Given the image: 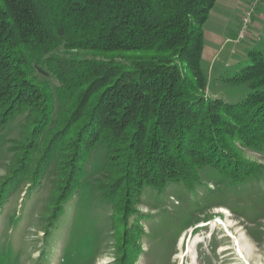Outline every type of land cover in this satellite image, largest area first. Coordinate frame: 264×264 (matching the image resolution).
<instances>
[{
	"label": "trees",
	"instance_id": "16d2710c",
	"mask_svg": "<svg viewBox=\"0 0 264 264\" xmlns=\"http://www.w3.org/2000/svg\"><path fill=\"white\" fill-rule=\"evenodd\" d=\"M214 2L0 0V112L40 114L45 123L35 129L57 114L63 124L54 146L64 132L74 133L72 157L61 162L69 180L83 150L104 144V167L118 189L104 195L107 202L144 185H190L206 165L239 180L231 173L245 165L226 147L235 134L264 147V49H248L246 64L226 76L247 83L245 96L208 97L202 26ZM34 70L52 74L54 88L31 90ZM32 91L39 100L22 99Z\"/></svg>",
	"mask_w": 264,
	"mask_h": 264
},
{
	"label": "rangeland",
	"instance_id": "374dc122",
	"mask_svg": "<svg viewBox=\"0 0 264 264\" xmlns=\"http://www.w3.org/2000/svg\"><path fill=\"white\" fill-rule=\"evenodd\" d=\"M240 1L226 15L241 10V16L251 0ZM233 44L226 42L214 62L201 57L208 97L234 102L249 92L247 83L226 79L247 62L238 46L229 52ZM240 45L264 49V0ZM27 79L38 91L43 83L53 88L56 83L38 70ZM33 91L22 99L39 100ZM3 116L0 112V264H264V147L249 146L238 134L229 138L230 157L245 165L231 173L242 175L239 180L206 165L190 185H144L107 202L104 195L118 189L104 167V144L83 150L80 170L69 180L70 169L61 162L72 157L74 133L64 132L54 146L51 138L63 124L57 114L38 129L36 123L46 119L40 114Z\"/></svg>",
	"mask_w": 264,
	"mask_h": 264
},
{
	"label": "crops",
	"instance_id": "0c3cea01",
	"mask_svg": "<svg viewBox=\"0 0 264 264\" xmlns=\"http://www.w3.org/2000/svg\"><path fill=\"white\" fill-rule=\"evenodd\" d=\"M234 1L236 0H215L213 6L208 12L206 21L202 26L204 44L201 57L206 55V57L210 58V63L214 62L221 48L228 41L234 42L230 48V53L237 52L236 47L238 46L242 50L243 54L246 55V51L252 48L249 45H240L241 40L237 42L233 40L237 34L241 10L240 12H236L235 15L233 14V16L226 15V12L235 7L236 2ZM249 1L250 0L245 3L247 4ZM260 1L261 0L258 1L256 8L258 7ZM209 67H213V64L209 65Z\"/></svg>",
	"mask_w": 264,
	"mask_h": 264
},
{
	"label": "built area",
	"instance_id": "2783aa9c",
	"mask_svg": "<svg viewBox=\"0 0 264 264\" xmlns=\"http://www.w3.org/2000/svg\"><path fill=\"white\" fill-rule=\"evenodd\" d=\"M259 0H251L249 6L242 12L239 25L237 29L236 37L233 39L235 42L241 40L247 33L248 27L251 23L253 12L258 4Z\"/></svg>",
	"mask_w": 264,
	"mask_h": 264
},
{
	"label": "bare ground",
	"instance_id": "6f19581e",
	"mask_svg": "<svg viewBox=\"0 0 264 264\" xmlns=\"http://www.w3.org/2000/svg\"><path fill=\"white\" fill-rule=\"evenodd\" d=\"M217 208H219V209H225L224 208V206H218ZM199 225V224H198ZM202 225V224H201ZM196 239V238H195ZM180 241H181V238H180ZM237 245H238V250H240L241 249V246H240V244H239V242H237ZM243 245H245V244H243ZM226 247H221L220 248V250H222V249H225ZM189 250H190V247H189V245H188V247H187V252H189ZM179 257H182L183 256V254H179L178 255Z\"/></svg>",
	"mask_w": 264,
	"mask_h": 264
}]
</instances>
